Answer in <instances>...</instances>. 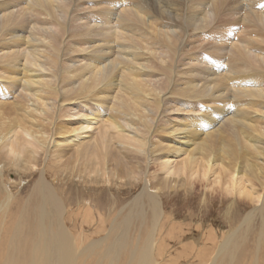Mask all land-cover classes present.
<instances>
[{
	"label": "bare ground",
	"instance_id": "bare-ground-1",
	"mask_svg": "<svg viewBox=\"0 0 264 264\" xmlns=\"http://www.w3.org/2000/svg\"><path fill=\"white\" fill-rule=\"evenodd\" d=\"M83 3L84 0H0V176L5 174L7 163L17 170L22 165L27 169L35 165L39 151L52 148L56 158L57 151L69 146L81 168L76 178L144 181L142 190L125 204L128 211L119 223L120 233L101 253V258H109L107 264H116L131 220H143L146 207L155 220L151 225L154 227L148 233L150 240L148 234L145 237L149 240L145 246L142 242L141 249L129 252L127 261L131 264H173L181 260H189L190 264H264V230L254 240L248 257L243 245L246 240L242 242L243 238L237 235L264 206V0H101L96 4L104 7L91 14L79 12ZM238 29L240 33L235 38L233 30ZM242 31H247L245 36L249 39L244 38ZM196 32L198 35L194 36ZM193 36L204 41L209 37L225 41V46L217 50L224 51L221 57H226V65L221 64L217 54H187L181 47L179 50V45ZM93 42L96 45L91 51L88 45ZM85 51L88 53L66 65L63 56ZM182 64L187 69L181 74L199 75L201 80L204 75L218 78L184 81V87L177 91L186 101L172 96L174 86L170 96L163 95L162 91L166 93L164 89L169 87L165 83L171 81L172 74L179 73ZM62 65L70 86L57 95L60 87L56 88L54 83ZM57 67L58 71H53ZM226 78L229 81L225 80V84ZM222 84L232 88L229 94L236 99L235 105L242 107L240 111L222 121L224 113L219 108L214 109L215 115L207 109L204 115H196L198 101L212 95ZM13 87L18 88V96L8 102L7 94ZM193 98L198 99L197 104L190 102ZM69 100V105L64 104ZM177 103L188 105L196 114L178 123L169 114L180 110ZM155 118L160 125H154ZM96 119L103 122L97 135L81 137L82 131L90 129ZM186 137L189 139L185 140ZM76 138L78 141H73ZM142 156L145 167L140 163ZM239 159L243 160L241 164ZM150 164L155 169L153 177L149 175ZM195 181L202 182L207 190L232 197L227 216L235 199L253 203L254 207L242 214L235 230L226 233L216 230L212 223H202L199 218L195 221L190 215L187 219L191 224L169 221L170 230L166 227L164 234L176 238L175 249L169 252L163 243L156 246L155 227L160 215H164L160 192L175 187L191 188ZM5 184L3 191L0 188L2 216L13 197ZM34 187L40 197V227L35 232L34 245L26 251V240L18 244L11 241L8 250L0 251V264H76L80 254L86 257L90 250L95 251L93 247L100 243L99 239L81 247L80 252L75 250L77 238L63 222L66 208L45 170ZM78 203L74 213L81 220H103V213L96 207L92 209L89 202ZM45 217L51 219L49 227L43 226ZM186 225L189 231L191 227L195 229L182 234ZM157 255L161 256L160 261Z\"/></svg>",
	"mask_w": 264,
	"mask_h": 264
},
{
	"label": "rangeland",
	"instance_id": "rangeland-1",
	"mask_svg": "<svg viewBox=\"0 0 264 264\" xmlns=\"http://www.w3.org/2000/svg\"><path fill=\"white\" fill-rule=\"evenodd\" d=\"M81 2H83V0H81ZM100 2H101V0H97V1L96 0H92V1L91 0L90 1L84 0V3L82 5V9L80 7L81 11H79V10L78 11L80 13H86V14L94 13L95 11H98L99 9L104 7L102 5H101L102 7L100 6L101 8L99 6H97L98 4H96V3H100ZM85 6H87V8ZM88 8H89V10H87ZM93 8H96V9H93ZM239 26H240V24H239ZM241 28L242 27L240 26V29ZM233 31L236 32L233 37L237 38V36H239V34H237V33H240V30L238 29V31L237 30H233ZM198 32H200V31H198ZM242 32L245 33L244 36L247 34L246 33L247 31H242ZM242 34L240 35V37L243 36ZM196 35H198L197 32L194 33V36H196ZM194 36L189 37L188 38L189 41H188V39L186 41H183L181 43V45H179V50H181L180 49V47H181V48H183V50H181V51H185L187 54H203L204 53V54H207L209 56H215L217 54L220 57H221V53H224V51L223 52L218 51L217 48H223L222 46H225V44H226L225 41L215 40V39L213 40L209 37L205 40L206 41L205 42L204 40H199L198 38H194ZM198 37H200V36H198ZM244 38L249 39L248 36H245ZM195 43L199 44V46L197 47L199 50L197 48H196V50H194L195 49L194 47L196 46ZM200 43H202V44L200 45ZM210 43L212 46L211 45L209 46ZM215 43H217V44L215 45ZM90 45H91L90 47L88 45V48L92 51L91 47H93L96 44L93 42V43H90ZM192 45H194V46L190 47ZM261 45H263V44H261ZM200 46H203V48H201ZM187 48H188V50L189 49L190 50L187 51ZM209 48L211 50H209ZM105 52H108V51L105 50ZM73 53H75V54H73ZM73 53L69 52L68 55L63 56L66 59V62H67L66 65H68V64L70 65L71 62L74 61V59H76V60L79 59L78 58L79 55L86 54L88 52L85 51V52H73ZM63 57H61V58H63ZM225 58H226L225 56L221 57V59H222L221 64L222 65H226V62H225L226 60H224ZM67 59H68V61H67ZM184 62H186V60H184ZM19 64H20V62H19ZM201 65L202 64H200L199 66H201ZM184 66L185 65H183V64L181 66H179V67H181V68H178L179 73L177 75H176V73L172 74L171 81L169 80V82L165 83V86H166V84L168 85V83H169V87H168L169 89L163 85V87L166 88V89H164V90H166V93L164 91H162L163 95L168 97L170 89L174 86L172 91L173 92L175 91V92L172 94V96L178 101H186L187 98L186 97L184 98L181 94H179V92L177 90L184 87V81H187L189 79L190 80H196V81L201 80L202 76L199 77V75L192 76L189 74L190 75L189 76L187 74H181V71L187 69V66H185V67ZM202 66H204V65H202ZM60 67L62 70V72H60V73L57 72L59 67L53 69V71L57 72V76H58L56 82L54 83V86L57 85L56 88L62 87L61 89L60 88L57 89L58 90L57 95L58 94L60 95V93L64 92L70 86L68 84L69 83L68 81H70V78L67 76V73H65L66 70L62 68L63 65ZM18 69H20V68L18 67ZM61 73H63V74H61ZM60 74H61V76H64V77L62 78L60 76ZM179 74H181V75H179ZM222 74H223V70H222ZM230 74H231V77H233L232 73H229L228 75H230ZM183 75H184V77H183ZM219 75H220V73H219ZM204 76H205V79L204 80L202 79V80L203 81L206 80V82H207L206 78H208V80L210 78L211 79L218 78V76H216V75H204ZM213 76H215V77H213ZM58 80L64 81L65 83L62 82L64 85ZM225 80L227 82L229 81L228 78L224 79V81ZM180 81H181V83H180ZM201 81H199V82H201ZM226 81H225V84L227 83ZM206 82H201V83H206ZM58 84L61 86H59ZM170 85H171V87H170ZM176 85H177V88H176ZM222 85L224 86V84H222ZM223 86L218 88V90L214 92L215 95H214V93H212V95L209 94L208 95L209 97L208 96L205 97L206 99L202 98L200 101H198V104H197L198 99L195 100L193 98L192 100H190V102H194V103L196 102L197 107H198L197 112H196L197 114L192 113L193 110H191L188 105L178 104L180 102L177 103V107L180 108L179 111H181V112H179L177 110L178 112L177 111L171 112L169 114L174 115L175 116L174 118H175V120L177 118L178 123L180 120H184L185 118L190 117L193 114H196L198 116H202V115H204L203 111L206 109L209 110L210 113H212L214 115H215L214 109L219 108L220 110H222V113H224V114H223V117L220 118V121H222L225 118V116L228 117V116H231L234 114L236 115L238 113L237 111L240 109L241 106L235 105L236 99L232 97L231 93H230L231 95L229 94V92H231L232 88L229 89L228 86L227 87H225V86L223 87ZM175 88H176V90H175ZM62 89H64V91ZM10 91H9L10 93L7 94L8 102L12 101V99H14L16 96H18L17 95L18 94V88L17 87H13L12 89H10ZM176 92H178V93H176ZM224 92H226V93L223 94ZM175 93H176V95H175ZM218 94H221V96H222V97L220 96L221 99H220V97H218ZM68 95H69V93H68ZM215 96H216V98H215ZM212 97H214V98H212ZM17 99L19 101H21L22 103H24L23 99H21L19 97H17ZM70 103H71V101L69 100V101H66L64 104L69 105ZM187 109L189 110V112L187 111ZM233 110H235L236 112L235 111L233 112ZM185 112H187V113H185ZM220 114L218 113L217 115L220 117V116H222V114L221 115ZM158 122L159 121H157V119L155 118L154 125H156V126L160 125ZM102 125H103V122H100V121H98V119H96V121L93 122V124L91 126L92 129L90 128L87 130L86 129L83 130L80 136L83 138H85V137L88 138L89 136H91L92 133H93L92 136L93 135L96 136L97 132L99 131V127H101ZM151 125L149 124V126H151ZM157 133H160V131ZM188 139H189V137L185 138V140H188ZM73 141H78V139L76 138ZM68 148H69V146H67L63 149L61 148L59 150L60 152L57 151L58 153L56 152L59 156L56 158H58L59 160H60V158H61V160L63 159L62 161L64 163L61 160L59 161L58 159H56L54 157L55 152L54 153L52 152L54 150L52 148H50L49 151H46L47 153L44 152L45 150L39 151V155H37V157H36L38 159H36L35 165L33 167L29 166L26 169L25 168L26 166L22 165L23 167L20 166L22 169L18 167V170H17L16 166H13V165H10L9 163H7V166L3 170V173H5V174H2L3 175L2 177H5V179L0 176V188L2 187L1 191H3V189H4L3 184L6 183L5 186H7V188L9 187L8 189L11 191V193H13L12 194L13 197H12L10 206L7 208V212H5L3 216H2V214H0V217H1L0 218V251L1 250L2 251L8 250L10 248L11 241H13L14 243L17 241L16 244H18V243H22L23 241L26 240L27 241V244L25 246L26 251H28L30 249V247H33L34 241L36 238L35 232H37L38 228L40 227L39 216L37 215L38 211H39L38 209L40 206V197L36 193L34 185H35V182L37 181L41 171L45 170L46 177L49 179L50 182H52L55 189H57L56 191H57L58 195L60 196V198L62 199V202L64 203V206L66 208L67 212L65 213V215H67V216L64 215L65 217L63 219V222L65 220L64 224L66 227H68L69 233L71 235L73 234V237L75 236V238H77V240H78L77 241L75 239V243H74L75 250L78 249L80 252L81 247L82 248L86 247L91 242L97 241L98 239L100 240V243H99L100 245L98 244V245L93 247V249L95 248L94 250L96 252L93 250H90V252H91L90 255L91 254L92 255L91 256L89 255L86 257L85 256L82 257L80 254L78 259H77V263L78 264H81V263L82 264H96L97 262H98L97 264H99V262H100V264H107L108 263L109 258L108 257L107 258L106 257L101 258V253H103V251L105 250V247L107 248L110 246V244L115 240L117 235L120 233L119 223L123 219V217H125V215H126L125 213L128 211V209L126 208L127 207L126 205L129 203V201L133 197H135L134 195H136L137 193H139L142 190V188H143L142 183H144V181H143V179H139V181H132V179H129V180L128 179L127 180L126 179H123V180L111 179L108 182V181H105L104 178L100 179L99 177H96V176H80V177L76 178L77 172L79 171L78 169H81L80 164L76 163L74 161V158L72 157V155H73L72 149L71 148L68 149ZM45 154H47V155H45ZM0 155L2 156V157L0 156L1 157L0 159H3V153ZM47 156H48V158H47ZM66 159H67V161H66ZM140 159H143V162L140 160V163L142 164V166L145 167L144 157L142 156ZM56 160H58V162ZM242 161L243 160L239 159L237 162H239L241 164ZM45 162H46V164H45ZM65 163H67L68 166ZM69 163H70V165H69ZM148 166H149L148 167L149 172H151V173H149V175L151 174L150 177H153L154 173L152 171H155L154 166L151 164ZM59 167H60V169H58ZM73 167H74V169H73ZM73 172H75V173L73 174ZM55 173H57V174H55ZM53 176H55V177H53ZM209 177L212 178L211 175ZM1 178L3 180L2 182H1ZM7 179H9V180H7ZM150 179H152V178H150ZM5 180H6V182H5ZM9 181H11V182H9ZM150 181L152 183H154L153 179ZM201 184H202V182L195 181L191 188H189V187H183V188L182 187H175V188L169 189V190L164 189L165 191L162 190L160 192L159 201L161 202V208H162V212L164 215L163 216L160 215V217L158 218L157 224H156L157 226L155 227L156 229H155L153 238H155L154 240L157 241L155 244L156 246L158 243L159 244L163 243V247L168 246L167 249L169 250V252H173V250L175 249L174 248V242H175L176 238H171L167 234L166 235L164 234V231H165V233H167V230L168 231L170 230V229H168L169 226H167V225H169L171 222H174V221L180 222L181 221L184 223L187 221L189 223L190 221L187 218H189V215H190V218H192V217L196 218L195 221H198L199 219H201L203 221L202 223H208V224L212 223L216 230H218V231L221 230V232L226 233V232H230L232 230H235V227L236 226L238 227V223L240 222V217L242 216V214H245L246 212L250 211L254 207L253 203H245L242 200L235 199L234 205H233L231 211L229 212V214L227 216V209H228L230 202L232 201V197L224 196L220 192H218V190H216V191L207 190L206 187L204 188ZM153 185L154 184H152L151 186H153ZM78 202H80L82 205L86 202H89L91 204L90 207L92 209H94L96 207V209H98L99 212L103 213V215H102V216H104L103 220H99V218H97V217L95 218L93 223L89 220L88 221L81 220L80 216H76L74 213L76 208H78V206H77V205H79ZM72 208H74V209L72 210ZM149 211H150L149 208L146 207L145 217L143 220L140 218H133V220H131L132 223H130L131 225L128 227V230L126 231L127 236L125 238V242H124L125 244L123 243V247H122L123 251H122V249L120 250L121 253L118 254V259L116 260V264H127L129 262V261H127V259L130 256L129 252H131L132 249L134 250L135 248L141 249L142 247L140 248V245L142 244V242H144L142 244V246L143 245L145 246L146 241L150 240V238H149L150 234H148V233H150L151 229H153L154 226H151V225H153L155 220L151 217V215H150L151 212H149ZM169 216H171V217L169 218ZM165 217H167V218L165 219ZM254 218L252 219V222H250V224L247 226L248 228L244 226L243 228H240L241 230L239 229L237 231V235L240 238H243L242 242L246 240L245 242H243V245L245 244V253H248L246 255L247 257L249 256V254L253 248V244L255 243L254 240H256L257 236H259V234L261 233L260 230L261 229L264 230V206H263V211L261 213H258L257 215H255ZM164 219L166 221H164ZM141 220L143 221V223ZM261 220H262V222H261ZM98 221H99V223H98ZM140 221L143 225L140 223ZM169 221H170V223H169ZM50 222H51V219H49L48 217H45V220L43 221V226L49 227ZM158 222L161 224L160 225L161 227L159 226ZM17 223H19L21 225L19 226V225H17ZM163 223H164V227H163ZM190 224H191V222H190ZM16 225H17V227H16ZM100 225H102V226L100 227ZM114 225L117 227H115ZM192 225L195 226L194 224H192ZM103 226H106L104 228V230L99 231V228H103ZM140 226L142 229L140 228ZM18 227L22 228V229L20 230ZM109 227L110 228L113 227V229H108ZM166 227H167V230L165 229ZM188 227H189L188 225L183 226L182 234H186V233L190 232L192 229H195V228L191 227L192 229L189 231ZM216 227H218V228H216ZM161 229H163V230H161ZM229 229H230V231H229ZM15 230H16V232H15ZM44 230H46V227L44 228ZM110 230H111V232H109ZM242 231L246 235H244V233ZM80 233H81V235H80ZM147 234H148V237H147ZM194 234H195V232H194ZM13 235H14V238H13ZM105 235H106V237H105ZM158 236H159V238H158ZM145 237H147L149 240H147V239L145 240ZM187 238H190L189 235L187 236ZM83 240H84V242H83ZM186 241H187V239H186ZM76 243H77V246L75 247ZM134 245H136V246L134 247ZM18 247H20V246H18ZM98 248H99V250H98ZM20 249L23 250L24 249L23 246H21ZM154 249H156V248H154ZM153 253L156 254L155 251ZM84 254L85 253H83V255ZM109 255H113V252L110 253ZM166 256H167V254L163 257V259H165ZM160 258H161V256L157 255V259L159 261H160ZM1 260H2V257L0 256V262H1ZM78 261L79 262L82 261V262L79 263ZM128 264H131V262H129ZM132 264H135V263L132 262ZM158 264H160V263H158ZM167 264H172V263L168 262ZM173 264H190V262H189V260H187L185 262L181 260V261H179L177 263H173Z\"/></svg>",
	"mask_w": 264,
	"mask_h": 264
}]
</instances>
